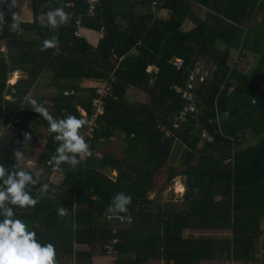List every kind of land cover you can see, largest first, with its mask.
<instances>
[{
	"label": "trees",
	"instance_id": "trees-1",
	"mask_svg": "<svg viewBox=\"0 0 264 264\" xmlns=\"http://www.w3.org/2000/svg\"><path fill=\"white\" fill-rule=\"evenodd\" d=\"M19 1L11 11V1L3 8L0 164L16 170L21 167L16 150L31 142L39 148L36 170L23 168L34 179L39 174L38 183L26 189L38 202L13 211L39 243L54 245L55 264L64 256L73 264H92V253L102 251L117 226L106 217L120 192L132 200L118 214L132 221L117 231L118 264L252 260L264 220V0H29L32 19L10 30ZM55 8H63L69 22L50 29L39 16ZM81 30L101 36L93 44L75 34ZM52 37L57 46L41 51ZM175 59L182 60L181 68ZM196 67L207 75L191 90L195 111L166 138L158 126L171 128L188 103L175 87L184 88ZM14 72L21 77L8 84ZM102 83L110 89L101 97L103 113L92 137H84L90 154L84 159L77 154L75 167L47 166L60 142L30 101L57 119L72 114L84 120L80 109L95 113L92 101ZM127 87L147 94L148 102H124ZM25 133L31 136L26 143ZM112 139L121 145L118 152L107 147ZM175 141L183 147L182 157L168 165L166 182L180 176L186 192L180 201L160 204L148 194ZM60 207L67 215H58Z\"/></svg>",
	"mask_w": 264,
	"mask_h": 264
},
{
	"label": "clouds",
	"instance_id": "clouds-1",
	"mask_svg": "<svg viewBox=\"0 0 264 264\" xmlns=\"http://www.w3.org/2000/svg\"><path fill=\"white\" fill-rule=\"evenodd\" d=\"M17 5V0H11L9 11ZM47 20L50 29H55L61 24L69 22V14L63 8H55L46 13H41L39 20ZM4 20V13L0 12V21ZM19 14H12L10 30H19ZM58 41L56 37L45 39L41 51L56 47ZM32 108L39 116L48 122L49 132L56 133L55 140L59 141V147L56 148L52 156L54 170L59 168L62 162L75 167L80 161L76 158L77 154L87 155L89 153V144L84 137L79 134L85 121L69 114L63 119H57L49 111L38 104L35 100L30 101ZM31 139L28 133L24 134L25 143ZM15 160L22 165L25 155L22 151L14 152ZM0 214L4 219L0 221V264H55V247L52 243L41 244L36 239L35 231L28 230L26 223L19 218H14L13 206L34 207L38 198L34 199L27 191L28 185H36L39 181V174L33 178L23 167L9 172L0 164ZM48 185L44 184L42 191L48 190ZM131 195L123 192L117 193L109 204L107 211L111 214L126 212L131 204ZM58 215H67V209L60 207L57 209Z\"/></svg>",
	"mask_w": 264,
	"mask_h": 264
},
{
	"label": "built area",
	"instance_id": "built-area-1",
	"mask_svg": "<svg viewBox=\"0 0 264 264\" xmlns=\"http://www.w3.org/2000/svg\"><path fill=\"white\" fill-rule=\"evenodd\" d=\"M11 0H0V12H3L4 6ZM156 2L153 3L155 5ZM73 6L72 1H68L65 4L66 8H70ZM92 9V7H91ZM79 28V26H77ZM78 36V31L75 33ZM3 42H4V26H3V21H0V44H1V49L3 47ZM174 66L177 68H181L183 66V62L181 59H175L173 62ZM207 73L202 70L201 67H196L195 69L189 71L187 75V82L186 86L184 88H178L175 87V91L178 94H181L182 98L187 100V104H185L182 109L179 111L177 117L175 118L174 122L171 125V128H168L165 125H160L158 126L159 130L163 132L164 137L168 138L172 135V129H178L180 127V124L186 120V116L195 111V107L193 104V98L191 94V90L193 89L194 85L198 81H202ZM111 77V81H112ZM110 87L106 83H102L101 86L97 89L96 94L99 95V98H95L92 101V107L95 110V113L92 115H86L85 112L82 110L81 114L84 116V129L79 130V134L82 135L83 137H92L93 132L95 130V122L96 118L98 115L103 113V105L101 102V97H103L108 91ZM72 94V92H70ZM203 137H206L207 139L209 138L207 134L202 133ZM81 159H84L83 154H79ZM47 166L54 165V162L52 161H47L46 163ZM106 219L112 223L116 224L117 226H112L111 227V237L109 240L104 244L102 247V252L107 256L108 258V263L107 264H118L117 263V249L116 245L120 242L119 237H117V231L122 225H128L131 221L132 218L130 216H123L121 214H108Z\"/></svg>",
	"mask_w": 264,
	"mask_h": 264
},
{
	"label": "crops",
	"instance_id": "crops-1",
	"mask_svg": "<svg viewBox=\"0 0 264 264\" xmlns=\"http://www.w3.org/2000/svg\"><path fill=\"white\" fill-rule=\"evenodd\" d=\"M19 9V8H18ZM18 14V10L17 13ZM160 16L162 17H166L167 14L163 13ZM28 17H30V19H25L24 21H30L32 19V13L30 11V16L28 15ZM80 32V36H85L87 38L88 41H90L91 43L95 44L97 39L101 36V34H95L92 32H88L86 30H81ZM12 76L16 78L15 82L21 77V74L19 72H14L12 73ZM14 81V78H12ZM11 79V80H12ZM13 82V84L15 83ZM92 82L88 81L85 83V85L89 86L91 85ZM37 89V88H36ZM35 89V91H37ZM42 92V91H40ZM173 149H172V153L170 155V159H168V165L169 166H176V164H178L177 162L180 161L181 159V155H182V146L179 145V143L175 142L173 145ZM108 148L111 149V146H108ZM23 154L25 155V157H29L31 161H34L37 153L39 152V148L35 147V142H31L30 144H28L27 146H25L22 150ZM174 155V156H173ZM26 158L23 162L22 165H24L26 163ZM180 164V163H179ZM168 167V166H167ZM26 169H28L26 167ZM113 176H116V173L113 172L112 173ZM54 180L58 181V177L56 175H54ZM154 194V193H152ZM150 195V194H149ZM148 195V199H153L154 195L149 196ZM159 203L163 204L162 202H160V200L158 199V195L155 198ZM176 199V198H175ZM173 202H177L179 200H172ZM189 235L191 236H196V237H207L205 234L207 233H192V232H187ZM215 238H219V236H216ZM79 248H83V247H79L76 246V249ZM91 261L92 264H107L108 263V258L107 256L102 252V251H95L92 253L91 256ZM59 264H73V261H70L68 257L63 258L62 262H59ZM137 264H173L171 260L165 261V260H161V259H152L149 261H145V262H138ZM200 264H264V220L262 221L261 227H260V233L258 238L255 240V248H254V255H253V259L248 261V262H242V261H229V260H224V259H216V260H208V261H201Z\"/></svg>",
	"mask_w": 264,
	"mask_h": 264
},
{
	"label": "rangeland",
	"instance_id": "rangeland-1",
	"mask_svg": "<svg viewBox=\"0 0 264 264\" xmlns=\"http://www.w3.org/2000/svg\"><path fill=\"white\" fill-rule=\"evenodd\" d=\"M19 9H18V14L20 17L21 21H24L25 19H30V17H28V15L30 16V11H31V3L29 0H20L18 3ZM199 15H202V12H197ZM78 36H80V32H78ZM2 50H4V47H2ZM236 60V53L232 54L231 59H230V64L234 63ZM251 64V59L246 61V65L244 64V67L248 68V66ZM16 77V76H15ZM12 76V74L9 76L7 83L8 84H13V82H15L16 78ZM14 78V81L13 79ZM12 79V80H11ZM37 91H43L44 89H36ZM48 94V93H47ZM123 101L128 103V104H144L146 102H148V96L147 94L133 88V87H127L126 92L123 96ZM82 110L80 109V112ZM41 130V129H40ZM39 130V131H40ZM42 133V130H41ZM111 144H107L108 146H114L110 149V151H115L118 152L119 150V146H121L120 144H118V140L117 139H112ZM176 142V141H175ZM115 144V145H113ZM118 146V147H117ZM106 147V146H105ZM106 147V148H107ZM183 148V147H182ZM182 157V155H181ZM30 158L27 157L26 158V163L24 165H20L21 167L25 168L26 167L28 169L31 170H36V164L34 161L29 160ZM168 166V164H167ZM167 166L163 167L161 171H159L153 178V182H152V187L153 190L152 192H150L148 195L149 196H153L154 194V198H156V196L158 195V199L160 200V202L165 203V202H173L172 200H181V197L183 194H185L186 189L184 187V178L178 176L175 177L170 183L167 184L166 182V170H167ZM54 175L52 176V179L54 180ZM55 181V180H54ZM164 188V189H161ZM154 193V194H152ZM176 198V199H175ZM161 204V203H160ZM208 237H216L219 236L221 237H228V233H225L224 235H216V234H205Z\"/></svg>",
	"mask_w": 264,
	"mask_h": 264
}]
</instances>
